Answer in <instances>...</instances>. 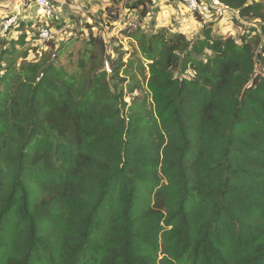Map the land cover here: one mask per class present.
Here are the masks:
<instances>
[{
  "label": "trees",
  "instance_id": "1",
  "mask_svg": "<svg viewBox=\"0 0 264 264\" xmlns=\"http://www.w3.org/2000/svg\"><path fill=\"white\" fill-rule=\"evenodd\" d=\"M220 2L260 33L0 38V264H264V0Z\"/></svg>",
  "mask_w": 264,
  "mask_h": 264
},
{
  "label": "rangeland",
  "instance_id": "2",
  "mask_svg": "<svg viewBox=\"0 0 264 264\" xmlns=\"http://www.w3.org/2000/svg\"><path fill=\"white\" fill-rule=\"evenodd\" d=\"M22 1L28 13V18L25 20L26 31L21 33L17 27H14L7 33L0 35V38L10 42L19 39L21 35V37H25L26 42L23 46L24 48L18 49L28 51L29 61L38 60L41 55L53 49V53L59 52L62 54L60 58L59 56L56 58L57 63L63 65L65 69L70 71L74 69L78 59V51L85 46V42L90 33H93L94 36L102 37L105 40L111 55H113L114 45H121L124 51H132L137 45L133 39L124 35L123 32L127 28L126 23L136 21L138 28L150 33L157 29L155 27L157 24L156 17L159 12H162L160 0L152 1L149 14L146 18H141L139 10L134 11L130 9L129 4L132 0H115L109 6L106 5L105 8V3L100 2V6L93 10V12H86L78 4L72 5V3L68 2L69 10L58 9L56 17L48 21L37 14L36 11H33V7H30L32 0ZM89 7L91 8V6ZM225 17L229 21L223 24L221 29H218L215 26L216 24H213L216 29L214 30L216 34L232 36L240 42L244 35L253 37L256 33H260V23L258 21L250 23L240 20L235 11L229 12ZM236 19H238V22ZM41 25H47L52 30L53 36L47 42L40 41L37 36L38 28ZM179 25L181 26V24ZM199 25L200 28L192 33L187 25L181 27L190 39H195L200 36L203 27L202 24ZM69 53H73L74 56L70 58Z\"/></svg>",
  "mask_w": 264,
  "mask_h": 264
},
{
  "label": "built area",
  "instance_id": "3",
  "mask_svg": "<svg viewBox=\"0 0 264 264\" xmlns=\"http://www.w3.org/2000/svg\"><path fill=\"white\" fill-rule=\"evenodd\" d=\"M105 5L109 6L111 2L115 0H97ZM34 5L38 9V13L44 19L51 21L56 17L58 12V6L51 0H32ZM184 4L188 11V19L197 21L199 24H217L222 18H224L229 12H232L229 7L223 5L220 0H180ZM24 11L21 6L15 8L14 12L5 17L1 21L0 35H3L10 31L12 28L16 27L22 22ZM133 20V19H132ZM183 23H187V17L184 18ZM128 32L137 29L136 21H130L126 23ZM37 36L40 41L47 42L52 36V30L47 25H41L38 28ZM106 69L111 73L109 64H106Z\"/></svg>",
  "mask_w": 264,
  "mask_h": 264
},
{
  "label": "crops",
  "instance_id": "4",
  "mask_svg": "<svg viewBox=\"0 0 264 264\" xmlns=\"http://www.w3.org/2000/svg\"><path fill=\"white\" fill-rule=\"evenodd\" d=\"M152 1L155 2V0ZM160 1L162 4L161 6L162 12H159L156 17L157 24L155 25V27L157 29L168 28L172 31L179 30L180 32L186 34L184 29L182 28L185 25H187L188 28H190L191 33L195 32L198 28H200V25L197 21L188 19L189 15L187 8L184 4L180 2V0H160ZM53 2L58 6V9L61 10H69L68 9L69 5H67L68 2L72 3V5L78 4V6L86 12H93V10H95L100 6V1L97 0H53ZM18 5L21 6L24 11L22 21L25 22V20H27L28 18L27 17L28 13L27 10L24 8V2L22 0H0V30H1V21L5 17L11 15L14 12L15 8L18 7ZM89 6H91V8ZM105 6L106 5H104V8ZM30 7H33V11H36V13L39 14L37 7L34 5V2H32ZM114 7L117 8L116 6ZM186 17L188 22L183 23L182 20ZM228 21L229 20H227L225 17L222 21L220 20L215 26L218 29H221L222 25L226 24ZM179 24H181L182 27ZM215 26H214V30H216Z\"/></svg>",
  "mask_w": 264,
  "mask_h": 264
}]
</instances>
